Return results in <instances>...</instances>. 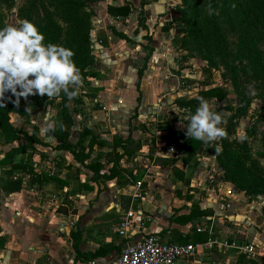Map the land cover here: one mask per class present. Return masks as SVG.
<instances>
[{
    "label": "crops",
    "instance_id": "0c3cea01",
    "mask_svg": "<svg viewBox=\"0 0 264 264\" xmlns=\"http://www.w3.org/2000/svg\"><path fill=\"white\" fill-rule=\"evenodd\" d=\"M127 1L133 7L131 10L141 9L145 28L141 27L145 30L140 27L137 33H129V28L119 26V17L108 12V0L93 2L100 16V23L91 34L93 39L95 36L100 39L95 44L96 61L91 75L86 77L92 80L93 93L82 98L80 109L70 110V127L74 124L76 130L72 135L69 131L68 140L77 149L86 151L92 134L110 141L114 136L125 138L131 133L134 139L140 140L141 147L131 154H123L117 176L95 180L94 172L75 160L69 150L53 148L50 144H55L57 138L44 130L46 126L40 128L38 137L43 140L40 135H47L43 141L49 145L36 144L43 154L33 156V165L36 170L49 171L58 178H49L40 185L24 179L20 190L1 193L0 264H90L91 260L106 263L126 241L140 239L150 231L164 240L182 241L191 232L194 219L173 217L187 213L192 203L211 209V214L205 215L209 220L204 224L212 223L214 231L222 234L239 231L249 241L261 238V234L252 231V210L243 204L241 192L231 190L227 181L217 177L216 180L197 179L191 174L186 177L201 155L206 156L205 149L188 156L183 141L169 136L168 127H172L169 122L164 123L168 127L151 129L153 134L141 129L147 117L162 113L164 104L155 101L161 96L169 99L176 86L177 75L173 69L176 47L171 29L164 27V22L169 24L176 11L170 0ZM111 2L125 3L124 0ZM109 25L124 32L128 39ZM144 63L139 78L137 69ZM137 104V112L132 115ZM76 113L86 120L77 122ZM85 126L89 132L81 135ZM109 150V145L94 143L86 162L99 160L100 171L106 170L109 163L105 153ZM117 150L122 151L121 147ZM26 158L25 152L14 155L15 161L23 162ZM10 165L0 164V168L6 167L0 172V179L19 176L16 173L19 169L7 171ZM175 170L182 175L178 176ZM139 180L140 187L136 183ZM138 192L143 198L137 196ZM127 209L135 211L128 238L117 231L119 216ZM195 224L197 227L201 223ZM76 229L80 231L77 243L80 254L72 247L70 231ZM98 248H102L100 253L89 254ZM236 257L235 251L213 249L179 259L178 264H235Z\"/></svg>",
    "mask_w": 264,
    "mask_h": 264
},
{
    "label": "trees",
    "instance_id": "16d2710c",
    "mask_svg": "<svg viewBox=\"0 0 264 264\" xmlns=\"http://www.w3.org/2000/svg\"><path fill=\"white\" fill-rule=\"evenodd\" d=\"M38 1H40V5L42 3V12L39 14V10L41 6H38ZM29 4L27 5L26 15L29 21L33 22L39 29V31L44 35L45 45L52 43L56 45H60V37H61V23L58 20V17L61 20L69 23L71 27V31L68 37L69 48L71 49L75 55L73 56V60L76 66L80 69L83 80L86 79L87 75L90 71H87V65L90 61V44L93 38L90 36L89 28H88V15H86V11L84 9V5L82 0H50V5L55 10V13L47 7L44 3V0H28ZM144 0H141V3ZM207 4L211 8V10L219 9V13L217 15H212L210 18V26H211V36L216 42V48L219 51V54L225 57H231L234 59H241L243 54L242 51L248 53L251 56L255 63L261 68V71L258 72V78L260 79L259 83H261L264 88V56L260 55L257 52L258 42L264 41V0H206ZM133 7L130 4V1H126L122 4H113L112 2L107 4L108 12L113 16H121L127 15ZM182 20L184 22L189 23L192 27L197 31V34H201L202 26L200 24V20L202 18V6L199 4L198 0H182ZM229 24V25H226ZM1 27V26H0ZM226 27H229L232 30H236V43L237 50L232 51L230 49L229 40L226 34ZM1 29V28H0ZM113 30L119 34L121 37L128 39V36L116 29ZM150 48V46H148ZM151 49V48H150ZM148 54L145 57V61L147 60ZM210 61V60H209ZM145 63L137 69L138 77L140 78L143 69L145 68ZM243 67V65H240ZM239 68V67H238ZM19 90V89H18ZM228 93L227 88L221 84L215 85H205L198 90L197 96L191 97H175L173 102L175 103V108L178 112L186 115L188 117L189 113L195 114L197 107L199 106V98L203 97L205 100L210 101L212 98L215 100H221L226 97ZM30 97V103L32 106L37 107L42 103L44 98L39 95H33ZM262 106H264V95H261ZM69 98L61 92L60 101H59V113L61 117V123L63 128L60 126H56L55 131H46L51 135L57 138V142L52 145L53 148H64L69 150L73 158L84 166L89 167L93 172V179L97 180L98 178L102 179H111L117 176L120 173V158L123 154H131L136 150L140 149L141 142L139 139H134L129 133L125 138L114 136L112 140L107 141L103 138H98L95 135H91L87 142V150L77 149L75 144L68 140L69 130L67 127H70L72 124V115L70 112V107L67 104ZM74 103H78L81 101V96L78 94L75 98L71 99ZM139 100V96L137 97V101ZM240 104L237 106H233L232 104L226 105V108L233 110L231 113L232 117L242 116L246 108L248 106V101L245 99L240 93ZM15 96H9L5 94V99L2 103H0V130L3 133L5 140L7 142H12L14 140L19 139L20 134H24V141L19 142L16 145L11 146L7 150L4 151L3 155L0 156V164L10 163V169L7 171H11L12 169H20L23 172V175H19L4 181L0 182V195L1 193H8L13 191H18L21 189L24 179H28L29 182L40 185L44 180L49 178H58L57 175L52 174L49 171L41 170L38 171L35 169L33 165V156L37 153L42 155V151L39 150L36 146L37 143H41L44 145H49V143L41 140L38 137V125L34 122L30 123L31 130L27 131L25 129L19 128L15 126L11 120L9 112L11 110H15L17 112L22 113V108L16 102ZM138 104L135 107V112L132 114H136ZM77 110L76 108H73ZM163 127H168L166 124ZM131 128V127H130ZM169 128V136L180 138L183 141V149L186 151L188 156H195L198 153H201L204 147L207 145L206 143L191 139L187 137L185 129L178 128ZM89 132V127H84L81 131V135H85ZM99 142L105 145H109L111 150L105 153V157L107 162L109 163L108 167L104 171H100L101 162L99 160L86 162V159L90 157V152L93 148L94 143ZM225 143L226 141L223 139L221 145H223L222 154H228L230 158V154L225 151ZM232 144L233 151L230 150L231 154H236L239 160L229 161L223 160L219 157V162L224 169V178L232 181L234 184L245 188L247 190H256L264 192V177L260 175L253 167L250 165L248 155L245 156V153L242 151L245 146L238 144L241 149L235 148L236 140L232 139L230 143ZM121 147L122 151H118L117 148ZM25 152L27 153V158L23 162L15 161L14 155L17 153ZM243 160H246L248 163L246 164ZM176 174L181 176L182 173L178 172ZM84 186L92 187L90 184L83 183ZM211 209L200 208L198 204L192 203L190 209L187 213L180 214L178 216H174L173 218L178 219L182 217L186 220H193L196 217H201L205 215L211 214ZM171 217V219H173ZM209 218L200 222L206 223ZM195 223L192 224L191 232L186 234L183 237L181 242L186 241H201L206 239L207 232H201L196 230ZM72 237V247L76 251V254H80L81 252L78 249L77 243L80 236L79 229L70 231ZM102 251V248L96 249L94 252H90L91 255H96ZM242 255V253H241ZM240 255V256H241ZM239 258L236 259L235 264H244L241 262Z\"/></svg>",
    "mask_w": 264,
    "mask_h": 264
},
{
    "label": "rangeland",
    "instance_id": "374dc122",
    "mask_svg": "<svg viewBox=\"0 0 264 264\" xmlns=\"http://www.w3.org/2000/svg\"><path fill=\"white\" fill-rule=\"evenodd\" d=\"M44 1V4L55 13V10L50 5V0ZM95 1L97 0H82L84 9L87 13L86 15H88V28L90 36L96 25H99L100 23V20H98L100 18L98 10L93 5V2ZM124 1L126 2L127 0ZM38 2V6H41V9L39 10V14H41L43 7L42 3L40 5V1ZM110 2L111 0H108V3ZM170 2L176 12L174 16H172V19L169 20V24L166 21L164 22V27L165 29H171L174 45L176 47L177 53L175 56V67L173 68L174 73L177 75L176 86L172 93L170 92L169 99H167L165 96H161L157 99V101H155L156 104H164V109L162 108V113H158V115H155L154 118L151 116L147 117L145 121L142 122L141 129L153 134L151 129L156 130L158 127H163L165 122H169V126L178 129H187L190 121L187 119L186 115L178 112V110L174 107L175 103L173 102V98L178 96H197L198 90L202 87H205L207 84H221L227 88L228 93L225 98L221 100H215L212 98L208 102L214 106L216 112L222 113L227 120L226 124L221 125L228 133V138L224 139L226 141L224 153L226 151L231 156L229 158L228 154H222L223 145H221V142H223V139L207 144L204 147L205 152H203L206 154V156L201 155L200 161L194 164L191 170H188L186 177L188 178L189 174L197 179L199 177H204L206 178L205 180H216L215 177H217L219 180L222 179L223 181H227L230 184L229 186L231 190L241 192L244 195L242 196V202L247 208L252 210L253 214V221L251 222L253 225L252 231L255 234H261L260 240L257 241L261 243V248L259 249V253L255 254L254 256L246 253H242L241 255V253L235 252V254H237L236 259L241 255L240 260L244 264H264V192L247 190L234 184L232 181L225 179L223 174L224 169L219 162V157L223 160L229 161L239 160L235 153L231 154L230 152V150L234 152V146L232 147V144H228L232 139H235V148H238V150L239 148L241 149L240 146L238 147L239 143L244 145L245 148H242V151L244 153L246 152L245 156L248 155V159L250 158V165L254 170L264 177V106H262L261 99V95H264V88L262 87L261 83H259L260 79L257 75L258 72L261 71V68L255 63L254 59L244 51H242L243 56L241 59L236 58L234 60H232L231 57H225L219 54V51L216 48V42L210 35V18L212 15H217L219 13V9L211 10L206 0H198L203 11L202 18L200 20L203 32L201 34H197V31L192 27V25L182 20V0H170ZM28 4V0H0V28L2 29L4 26L9 24L19 26L20 21L25 19L29 20L26 15ZM130 12L127 15L119 16L121 23L119 22L118 24H120L119 26H124L127 29L129 28V33H133V31L134 33H137L139 29L143 28L141 26H144V16L142 15L141 9H138V11L131 10ZM58 20L62 25L59 42L60 46L69 48L68 37L71 27L69 23L61 20L59 17ZM226 25L229 24L226 23ZM109 26L112 27V29L114 28L112 25ZM226 34L229 40L230 49L232 51H236V30L226 27ZM98 41H100V39H98V36H95L90 44L91 58L86 67L87 69H85L90 72L93 70L92 66L96 61L95 56L97 49L95 44ZM144 41H147V38H145ZM257 52L264 56V41L258 42ZM240 65H243V67ZM91 81V78L83 80V84L79 90L81 101L82 98L84 99L85 96L87 97L93 93L91 90ZM249 86H252L255 89V95L252 94ZM71 90L72 89L70 88V91ZM163 93L164 91L162 90L161 94ZM240 93L245 96V99L248 101V106L242 116L232 117L231 113L233 110L226 108V105H239L241 102ZM6 94L13 96L11 92ZM42 98H44L42 103L37 107H34L30 103V97H28L27 100L21 97L19 101L21 103L20 107L22 108V113L11 110L9 112L11 122L15 126L27 131L31 130L30 123L36 122L39 128L38 132H40V128L46 126V110L50 109L52 121H55V124L57 125L60 124V96L49 99L47 95H45ZM81 101L74 103L71 99H69L67 104L69 105L70 110L72 109L73 112V108H81ZM27 108L29 109L28 111H26ZM149 109L151 110L152 107H149ZM75 115L78 114L76 113ZM82 119L83 121L86 120L85 117L83 118L82 116L78 115L77 122L82 121ZM73 126L74 124L72 127ZM72 127H67L71 135L74 134L76 130L74 127ZM241 133L245 134L247 137V139H245L243 142L237 139ZM40 136L44 140L47 135ZM24 138L25 135L20 134L19 139L12 142H7L0 130V156L3 155L5 150L23 141ZM216 144H220L222 146V151L219 154L215 152ZM94 153L95 155L98 154L96 151ZM243 161L246 164L248 163L246 160ZM198 164H200V166ZM5 168L6 167H1L0 172L3 173ZM16 173L17 175H23V172L20 169L19 171H16ZM169 174L174 176L176 175L174 172H170ZM0 180L3 181L4 179ZM229 233L231 232L229 231L228 234ZM232 233H236V236L247 240V238L243 237V233L239 231H234Z\"/></svg>",
    "mask_w": 264,
    "mask_h": 264
},
{
    "label": "clouds",
    "instance_id": "9594fccd",
    "mask_svg": "<svg viewBox=\"0 0 264 264\" xmlns=\"http://www.w3.org/2000/svg\"><path fill=\"white\" fill-rule=\"evenodd\" d=\"M44 40L38 27L27 19L20 21L19 26L9 24L0 29V103L8 92L16 97L17 104L21 97L27 100L33 95L52 99L63 92L72 99L79 94L83 77L72 59L75 53L60 45H45ZM249 87L255 95V89ZM199 101L195 114L187 117V137L206 144L228 138L221 126L227 123L224 115L203 97ZM45 124V131L56 130L50 109L46 110ZM237 139L243 142L247 137L241 133ZM221 151L222 146L216 144L215 152Z\"/></svg>",
    "mask_w": 264,
    "mask_h": 264
},
{
    "label": "built area",
    "instance_id": "2783aa9c",
    "mask_svg": "<svg viewBox=\"0 0 264 264\" xmlns=\"http://www.w3.org/2000/svg\"><path fill=\"white\" fill-rule=\"evenodd\" d=\"M136 183L140 187L141 181ZM137 196L143 198L140 192ZM134 214L135 211L127 209L119 216L117 231L124 237H129ZM196 230L207 232L206 239L186 242L171 241L164 240L155 232L150 231L140 239L126 241L108 262L99 263L91 260L90 264H178L179 259H189L213 249L232 250L254 256L261 248L260 242L241 239L233 233L222 234L214 231L212 223L200 224Z\"/></svg>",
    "mask_w": 264,
    "mask_h": 264
},
{
    "label": "water",
    "instance_id": "95a60500",
    "mask_svg": "<svg viewBox=\"0 0 264 264\" xmlns=\"http://www.w3.org/2000/svg\"><path fill=\"white\" fill-rule=\"evenodd\" d=\"M113 4H116V2H113ZM207 220V217L206 216H201V217H196V218H194V222L195 223H198V222H204V221H206Z\"/></svg>",
    "mask_w": 264,
    "mask_h": 264
}]
</instances>
